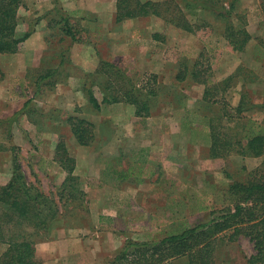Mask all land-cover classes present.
Segmentation results:
<instances>
[{"label":"rangeland","instance_id":"1","mask_svg":"<svg viewBox=\"0 0 264 264\" xmlns=\"http://www.w3.org/2000/svg\"><path fill=\"white\" fill-rule=\"evenodd\" d=\"M170 1L174 15L178 5L196 25L193 32L157 15L118 23L116 0L20 1L18 30L31 35L17 52L0 53V188L12 178L16 147L19 183L30 192L33 209L28 218L11 217L6 215L8 206L0 203V255L7 241L25 238L35 243L38 258L46 264H78L82 253L90 255L86 264H111L120 252L100 253V247H109L107 233L114 225L94 222L92 209L107 193L100 190L92 201L90 187L114 180L112 171L123 167V160L116 159L117 145L124 137L140 135L134 125L142 119L133 117L127 106L116 108L120 104L97 109L89 101L88 88L100 100L108 90L122 101L127 93L143 100L145 87L151 88L156 92L151 98L154 114L173 122L178 133L177 151L169 156L159 181L132 186L138 202L131 204L130 212L136 213L131 221L137 223L125 226L126 244L130 239L158 240L228 211L236 200L230 185L248 182L264 171V154L242 153L249 136L264 134V0H217L225 5L223 11L230 9L226 15L185 7L187 1L199 0ZM64 18L76 40L65 32ZM231 26L252 36L242 50L234 49L226 37ZM103 60L142 85V93H129V84L113 68L99 74ZM236 67L243 68L240 75H229ZM186 68L198 70L212 85L227 75L231 83L239 77L248 89L242 94L241 86L229 92L213 89L211 99L203 101L202 83L177 78ZM45 75L51 76L42 79ZM80 114L97 121L95 139L87 146L77 142L68 122L70 115ZM214 134L233 144L231 150L224 145V158L208 159ZM60 141L72 156L81 158L79 170L88 176L68 177L56 156ZM125 157L130 164L135 159L133 154ZM116 225L119 232L124 230ZM254 253L246 235L235 241L220 238L215 261L243 264Z\"/></svg>","mask_w":264,"mask_h":264},{"label":"trees","instance_id":"2","mask_svg":"<svg viewBox=\"0 0 264 264\" xmlns=\"http://www.w3.org/2000/svg\"><path fill=\"white\" fill-rule=\"evenodd\" d=\"M21 0H0V53H15L19 46L31 35V32L20 34L18 30V8ZM234 3V2H233ZM232 3V4H233ZM171 1H152V0H116L115 21L120 23L128 18L138 16L157 15L172 22L175 26L186 31L193 32L196 25L191 23L176 6L177 14L170 10ZM231 7H234V4ZM57 6V5H56ZM185 7L193 9L201 7L204 9L217 10L219 14L226 15L230 9L225 5H220L217 0H199L187 1ZM180 9V10H178ZM66 28L65 32L77 39L76 33L69 26L67 18H64ZM232 29V33L226 35L230 38L234 49L242 50L246 43L252 38L247 30ZM238 34H243V38H237ZM153 39L158 40L159 35L154 32ZM102 65L96 71L106 73L111 68L116 73L123 76V79L129 84V93L139 94L143 91V86H138L132 79L128 78L122 71L117 70L116 65L112 62L103 60ZM187 66V65H186ZM189 67V66H187ZM177 74L179 80L186 77H192L199 83H207L206 78H200L198 70L188 69ZM98 74V75H99ZM51 75L42 76V79ZM101 85V84H100ZM145 99L140 100L137 96L133 99L127 93L124 98L131 103L138 105L137 114L143 113L149 109V100L156 94L155 90L146 88ZM89 100L94 107L99 109L101 104L97 99L94 91L89 88ZM209 89L204 93V99L212 97ZM120 97L113 92L104 90L103 102H116ZM77 142L80 145H90L95 139L96 125L79 116L71 115L68 117ZM213 143L211 146V157H225L227 152L221 151L224 145L231 150L233 144L231 140H221L219 135L212 136ZM239 145H242L241 142ZM13 147V175L9 183L0 188V203L8 206L7 216L17 218H28L32 212L33 205L30 200V192L20 184L22 176L19 174L18 166L20 164L17 154ZM221 151V152H220ZM242 153L252 156H261L264 154V134L257 133L248 137L247 142L242 146ZM56 156L68 173V177H74L76 159L72 156L64 141H60L56 146ZM17 184L19 187H17ZM230 190L236 196L235 203L228 211L210 218L208 221L198 223L187 227L181 232L172 233L161 239L154 241L128 240L125 247L116 255L111 264H216L215 251L218 239L227 238L228 241L237 240L240 235H246L253 243L255 253L245 257L243 264H264V171L255 178L246 182L235 181L230 185ZM26 195L23 198L20 193ZM24 195V196H25ZM8 248L0 255V264H44L38 258L36 245L29 239L9 240Z\"/></svg>","mask_w":264,"mask_h":264},{"label":"crops","instance_id":"3","mask_svg":"<svg viewBox=\"0 0 264 264\" xmlns=\"http://www.w3.org/2000/svg\"><path fill=\"white\" fill-rule=\"evenodd\" d=\"M114 15V13L112 12ZM137 63V62H135ZM146 68V67H144ZM147 69V68H146ZM145 69V70H146ZM243 68H237L234 70V72L230 73L229 75L238 76L242 72ZM229 75H227V78H224L220 80L219 82H216L215 84H209V79H207V83H202L205 88L203 92V101H209V99H204V93L206 90L209 89V92L214 89H227L228 92L231 89H234V87L241 86V90L239 91L242 94V89H248L246 86L244 87V83L246 82L244 79L240 80L238 77V81H232L229 82ZM194 83H198L195 81L192 77H190ZM236 79V77H235ZM133 80V79H132ZM134 81V80H133ZM238 82V83H237ZM135 83V82H134ZM235 83V84H234ZM137 84V83H135ZM230 84H234L232 88L230 87ZM138 86H142L137 84ZM89 89V88H88ZM89 91V90H87ZM103 97L104 92L102 91ZM210 94V93H209ZM97 99L99 100L101 107L108 108L113 107L117 104H120V106H127L126 110L130 111V114H133V117H139L142 120H136V125L134 127L137 128V132L140 135L133 136L132 138L124 137V143L120 144L118 143V147L116 149L117 157L116 159L123 160V167H120V170L112 171V178L113 181H107L105 185L100 187L99 185H94L93 187H90V194L92 201H95L94 198L97 200V193L99 191L106 192L107 195L103 199L104 202L97 206V204L93 207V217L94 222L96 224H104V222H107L110 225H114L111 228V231L107 233L108 241L107 243L109 247L102 246L99 249H101L100 253L102 255H106L108 253H115L117 250L121 251L122 246L125 247L126 243L124 239H126L128 231L125 230V226H129L133 223H137L136 220L131 221V218H135L136 213L130 212L134 207L131 206L134 202H138V199L134 196V193L132 191V186L135 184H148L152 182H157L163 175V170H167L169 163V156L171 153H174L177 151V144L174 141H177L178 133L175 130L176 127H174L173 122L171 121H165L162 117H160L158 114H154L153 112V105L151 104V99L149 100V109L146 111H143L141 114H137L136 111L138 109V105L135 103H131L128 100H119L116 102H102L103 98L100 100L98 95L95 93ZM213 95V94H212ZM90 101V100H89ZM107 103V104H106ZM106 104V105H105ZM77 105V104H76ZM78 105H81V102L78 100ZM135 106V107H134ZM100 107V108H101ZM113 107L112 109H114ZM194 113V110H193ZM82 118H86L90 121H92L95 125L97 124V121L91 120L87 118L86 116H83L80 114ZM112 115V113H110ZM71 116V115H70ZM186 123V122H185ZM130 125V124H129ZM188 125V124H186ZM97 126V125H96ZM212 126V125H211ZM191 127V126H190ZM96 130V127H95ZM187 133H189L187 131ZM208 138L210 139V136L208 134ZM131 140L133 142L130 145H127V141ZM187 141V140H186ZM135 142V143H134ZM213 138H211V144L212 146ZM123 146V147H122ZM122 147L124 153L123 157L120 148ZM211 149V147H210ZM113 153V151H112ZM127 154H133L135 156V159H133L132 163H127L128 160ZM212 159L209 155L208 159ZM220 158V157H215ZM224 158V157H222ZM76 159V166L74 171V176H88V174H82L79 170L80 160L79 156L75 157ZM161 164L164 165V167H161ZM168 175V174H167ZM96 176V173L94 174ZM133 179V180H132ZM135 181V182H133ZM137 185V186H139ZM153 186V185H152ZM139 207V205H137ZM121 219V220H120ZM130 221V222H129ZM116 224H122L123 225V231L119 232L117 230ZM78 257L80 256V263L78 264H86L88 256H90L88 253H82L78 254ZM44 264L45 261H44ZM92 264V263H89ZM95 264V263H94Z\"/></svg>","mask_w":264,"mask_h":264}]
</instances>
